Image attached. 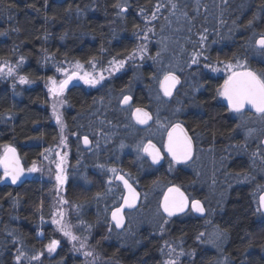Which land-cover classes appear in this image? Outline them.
Segmentation results:
<instances>
[{"label":"trees","instance_id":"1","mask_svg":"<svg viewBox=\"0 0 264 264\" xmlns=\"http://www.w3.org/2000/svg\"><path fill=\"white\" fill-rule=\"evenodd\" d=\"M261 5L264 0H0V62L20 64V76L32 84L0 78V145L15 147L25 169L41 164L60 138L45 89L54 66L76 61L90 68L95 58L104 71L109 61L125 60L121 72L97 88L64 94V197L75 208V234L87 237L101 264H164L170 248L178 264H264V216L256 211L264 191V123L255 112L232 113L216 92L228 72L204 67L222 69L218 61L238 58L264 72V57L250 46L264 33ZM141 45L143 59L139 52L128 59ZM194 52L201 53L198 64L191 63ZM166 73L180 81L171 98L159 89ZM124 94L132 97L126 108ZM137 107L152 115L151 124L134 123ZM176 123L193 139L192 161L175 165L163 154L162 163L152 165L139 147L150 141L163 153L166 131ZM85 136L93 144L88 151L81 145ZM110 169L141 194L122 231L109 219L123 194ZM174 185L202 202L204 218L162 215L161 198ZM53 192L52 182L34 176L19 185L0 180V264H18L21 253L19 264H83L50 222ZM217 232L223 235L213 243ZM52 240L60 243L49 255Z\"/></svg>","mask_w":264,"mask_h":264},{"label":"snow or ice","instance_id":"2","mask_svg":"<svg viewBox=\"0 0 264 264\" xmlns=\"http://www.w3.org/2000/svg\"><path fill=\"white\" fill-rule=\"evenodd\" d=\"M226 2V0H225ZM115 7L119 8L121 11H127V9L122 5L117 3ZM172 8L175 9L176 5L173 4ZM261 9L264 10V5H261ZM159 10V6H157V11ZM143 12V9H141ZM173 14H175L173 12ZM152 19H156L155 13L152 14ZM255 17H253V20ZM253 20L248 21L247 27H251L253 24ZM223 22V21H222ZM18 30V29H17ZM151 31V29H149ZM4 33H0L3 35ZM147 39V36L144 37ZM206 40L205 36L200 37L201 43ZM250 46L255 51L256 55L264 57V33L260 34L258 39L250 42ZM146 50V45H141L138 49L134 50L132 54L128 57V59H132L135 57L137 52L141 54V59H143V53ZM201 55L199 52H194L191 58L192 64H198L199 59L198 57ZM95 58H93L94 61ZM205 60L209 58L207 56L204 57ZM24 58H20V62L23 63ZM93 61H89V63L95 64ZM125 60L121 59L119 61L113 59L109 61L110 65H116V70L123 67ZM218 63H224L225 69H227L228 74L224 78L223 84L216 90L217 95L223 97L227 101L228 108L237 114H243L245 109H251L256 114H258L259 119L262 123H264V72H258L253 70L247 65V61L245 60L243 63L240 59L235 58L234 60L223 62L218 61ZM77 68H82V65L79 62L76 63ZM205 68H210L213 72H219L221 69L215 67L211 63H205ZM57 72H63L65 79L60 80L57 83L56 79L49 77L48 81V92L54 99L52 108H53V116L56 119V123L60 126L61 132V142L63 143V130H64V123L61 114L57 111V105H63L66 103L65 100L59 99L60 97L64 96L65 89L67 88L68 84L74 80L79 79L83 80V82L91 87H95L101 81L105 79L104 75L101 73L100 75L96 76L90 74L88 72H84L82 75L78 74L77 72L68 73L64 69L57 67ZM4 73V67H0V74ZM8 75L13 74V69L8 66ZM19 82L21 84H26L29 81L26 77L21 76L19 77ZM160 89L162 90L164 96L171 97L173 94V90L176 85L179 83V79L172 73H166L163 79L159 82ZM132 97L128 94H124L122 98V103L127 105L131 101ZM179 110V109H178ZM132 116L135 119L137 124L145 125L148 123L149 120L152 119L151 115L144 111L143 109L137 107L132 112ZM252 129H249L247 135L252 134ZM84 143L87 145L89 143L88 137H84ZM123 147V145H122ZM0 148L3 149L0 152V169L3 170L2 176H0V180H10L12 184H16L20 178L24 175L25 169L21 165L19 155L17 154V150L15 147L4 144L0 145ZM140 151H143L146 155L151 157L152 162L159 163L160 160L164 159L163 155L161 154V149L157 148L155 144L149 143L142 147H139ZM164 151L167 152L168 156L171 158V162L180 164V163H187L193 157V139L188 134V131L180 124L176 123L171 126L170 130L167 132V141L164 145ZM59 155V154H57ZM63 159V158H62ZM171 167V163H170ZM29 172L37 171L35 164L32 168L28 169ZM112 172H116V169H110ZM57 184H63L65 177L63 175V170L60 164H57V174L55 177ZM117 179L121 180L124 184V187L128 191V195L123 197L124 203L121 206H118L112 213L111 219L115 224L116 228L123 227L124 223V216H123V209L127 208H134L136 206V200L138 198V193H136L135 189L129 184L128 180L124 178L123 175H118ZM63 203H67L66 200L62 201ZM160 207L163 210V213L166 214L167 217L171 218L179 213L186 212L189 208L192 212L199 213L203 215L205 213V207L202 202L198 199H189L188 196L185 195L183 191L179 187H169L167 192L163 195V200L160 204ZM257 212H264V195L259 196L258 206L256 209ZM60 219H54L53 223L58 226V230L62 233L63 236L68 238L70 242H74L80 240V247L79 250H83L86 248V240L87 237H84L81 240L80 237L75 235L72 231V225L69 223L64 222L63 220V212L59 213ZM163 223H168L167 220H163ZM111 230V229H109ZM161 232H163V227H161ZM200 236H203L204 233H200ZM223 235L222 232L213 233V243L215 240H219ZM199 239V237H198ZM58 240H52L48 246L47 250L49 253L55 251L56 247L59 245ZM175 248L169 249V257H171L172 253L175 252ZM163 252V249H161ZM20 255H23L21 253ZM20 255L16 257L17 262L19 264ZM83 255L85 257H90L93 255L90 251H84ZM179 255H184V252L181 251ZM38 256H33L32 259H38ZM164 264H178V261L175 259H168L164 262Z\"/></svg>","mask_w":264,"mask_h":264},{"label":"rangeland","instance_id":"3","mask_svg":"<svg viewBox=\"0 0 264 264\" xmlns=\"http://www.w3.org/2000/svg\"><path fill=\"white\" fill-rule=\"evenodd\" d=\"M76 63H77L76 61L75 62H62L60 64L55 65L54 69H53L54 70L53 76L51 78L56 79L57 83H59L60 80L65 79V76H64L63 72H57L56 71L57 67H60V68L64 69L69 74L72 73V72H77L78 74L82 75L84 72H88L90 74L98 76V75H100L102 73L104 75L105 79L103 81H101L99 84H97L95 87H91V86L85 84L83 82V80L77 79V81L75 82L74 85L83 87V88L88 90V89L97 88L98 86H100L110 76H113V75H116V74L120 73L121 70L125 66V63H124L123 67L119 68V70H116V65H110L106 70L102 71V70H97L96 67H93V64L90 65V68H85V66L83 64L79 63L80 65H82V68H77L76 67ZM8 66H10L13 69V74L12 75H8L7 74L8 73ZM20 66H21L20 64H15L14 65V64H10L8 62H2V63L0 62V67H4V73L0 74V78H2L4 80H12L14 82V84H17L19 86L30 87L32 84L29 83V82L26 83V84H21L19 82V77H21L20 74H19ZM226 72H228V71H227V69H225V66H223V68L221 69V74L222 73L225 74ZM48 81H49V79L45 82V89H46L47 93L49 94L48 86H47L48 85ZM49 96H50V102H51L50 106H51L52 120H53V123L56 125V127L59 130L60 138H59L57 144L52 149L47 150L44 153L43 158H42V163L39 164L38 166H35L37 168L38 172L37 173L35 172L34 177L35 178H41L43 180L50 181V182L53 183L54 192H53V198H52V214H51L50 222H51L52 226L54 227V230H56V232L59 234L60 239L69 243L70 241L68 240V238L63 236L62 233L58 230V226L53 223L54 219H57V220L60 219L59 213L63 212V214H64L63 215L64 222L71 224L70 217H71L72 213L75 211V208L72 207L68 202L67 203H63L62 202V201L65 200L64 190H63V187L65 185V180H64L63 184H59L58 185L57 181L55 179L56 174H57V164L61 165V168L63 170V175L66 178L67 165H68V161H69V148H68L69 134L66 132V125H65L64 117H63V110H64V107H65V103L63 105H59V104L57 105V111H58L59 114H61L62 119H63V123H64V130H63V140H64V142L62 143L61 142L60 126L56 123V119L53 116L52 105H53L54 99H56V98H53L50 94H49ZM59 99H63L64 100V96L60 97ZM72 137H75V136H72ZM2 151H3V149L1 148L0 152H2ZM142 153H143V151H142ZM57 154H59V155H57ZM32 167L33 166L29 167L28 169H30ZM28 169H26L27 172H29ZM114 175H116V172L114 173ZM72 231L75 234L74 227H72ZM212 232H207L205 236H207L208 239H209ZM77 236L79 237V235H77ZM83 239L81 238V240H83ZM70 244L72 246H74V248H75L74 251L82 256L83 264H101L100 257H98V255H96L92 251V249L89 248V246L87 244V240H86V245H87L86 248L83 249V250H79V251L77 249H79V247H80V240H77V241H74V242H70ZM84 251H90V252L93 253V255L90 256V257H85L83 255ZM54 252H52V253L48 252V254L51 255ZM168 253H169V250L167 251V254H166L167 255V260L170 259V258L176 260L178 258V256L175 254V252L172 253L171 257H169Z\"/></svg>","mask_w":264,"mask_h":264},{"label":"water","instance_id":"4","mask_svg":"<svg viewBox=\"0 0 264 264\" xmlns=\"http://www.w3.org/2000/svg\"><path fill=\"white\" fill-rule=\"evenodd\" d=\"M177 78H178V77H177ZM162 79H163V78H162ZM178 79H179V78H178ZM76 81H77V79L72 80V81L68 84L67 88L65 89V92H66L69 88H71L72 86H74V84H75ZM179 84H180V81H179V83L176 85V87L174 88V90H173V94H172L171 97H173V95H174V94L176 93V91L178 90V88H179ZM159 88H160V85H159ZM160 92H161V94H162L163 97H165V98H171V97H166V96H164V94H163V92H162L161 89H160ZM222 99H223V102H224L225 106L228 108L227 101H226L223 97H222ZM130 103H131V101H130L129 104H127V105L121 103V107H122V108H126V107H128V106L130 105ZM228 109H229V108H228ZM229 110H230V109H229ZM144 111H145V110H144ZM230 111H231V110H230ZM245 111L254 112V111L251 110V109H245ZM231 112H232V111H231ZM232 113H234V112H232ZM235 114H236V113H235ZM132 118H133V116H132ZM133 121H134V123H135L136 125H138L139 127H146V126H148V125L152 122V119L149 120L148 123L145 124V125L137 124L134 118H133ZM88 140H89V143H88L87 145H85V143H84V137L81 139V145H82V148H83L85 151L91 149V141H90L89 138H88ZM166 141H167V136H166V139H165V143H166ZM165 143H164V145H165ZM147 144H148V143H147ZM147 144H146V145H147ZM261 145H262V147L264 148V139L261 141ZM16 150H17V149H16ZM193 153H194V151H193ZM17 154H18V151H17ZM161 154H162V152H161ZM163 154H164L169 160H171V158L168 156L167 152L164 151V147H163ZM163 154H162V155H163ZM18 155H19V154H18ZM144 155H145L146 158L149 160V162H150L152 165H154V166H158V165H160V164L162 163V161H163V159H162V160H160L159 163H155V164H154V163L152 162L151 157H149V156L146 155L145 153H144ZM19 158H20V157H19ZM189 161H190V160H189ZM189 161H188V162H189ZM20 162H21V165L23 166L21 159H20ZM173 163H174V162H173ZM175 164H176V165H181V164H185V163H180V164L175 163ZM24 169H25V168H24ZM0 171L3 172L2 169H0ZM33 174H34V172H30V173H29V172H27V171L25 170L24 175L20 178V180H19L16 184H12L10 180H4V182H5L6 184H9V185H19V184L23 183L24 181L30 179V178L33 176ZM118 175H121V174H117V175H116V177H115V182L121 186V188H122V190H123V197H125V196L128 195V191H127V189L124 187L123 182H122L121 180L117 179V176H118ZM123 176H124V175H123ZM124 178L127 179L125 176H124ZM127 180H128V179H127ZM128 182H129V184L135 189L136 193H138V198H137V200H136V206H135L134 208H127V207H125V208L123 209V216H124L123 227H121V228H116L114 222H113L112 219H111V214H110V222H111L112 226L116 229V231H122V230L124 229V227H125V225H126V216H125V214H126V213H131V212L135 211V210L138 208V206H139V204H140V202H141V194H140V192L137 190V188H136V187H135V186H134L129 180H128ZM174 186H175V185H174ZM171 187H172V186H171ZM175 187H178V186H175ZM179 188H180V187H179ZM167 189H168V188H167ZM167 189H166L165 192H167ZM180 189H181V188H180ZM181 191H183V190L181 189ZM165 192H164V193H165ZM183 192H184V191H183ZM184 193H185V192H184ZM163 195H164V194H163ZM185 195H186V193H185ZM260 195H264V191H263ZM260 195H259V196H260ZM186 196H187V195H186ZM259 196H258V200H259ZM123 197H122V200H121V203H120L119 206L123 205V203H124ZM162 200H163V196H162V198H161L160 204H161ZM115 209H116V208H115ZM115 209H114V210H115ZM114 210H113V211H114ZM113 211H112V212H113ZM160 211H161L162 215H163L165 218H167V219H172V218L180 217V216H182V215L188 213L189 211L192 213L193 216H195V217H197V218H204V217L206 216V211H205V213H204L203 215H201V214H199V213L192 212L190 208H189L186 212H184V213H179V214H177V215H175V216H173V217H171V218L167 217L166 214L163 213V210H162L161 207H160ZM112 212H111V213H112ZM260 213L264 216V212H260Z\"/></svg>","mask_w":264,"mask_h":264},{"label":"flooded vegetation","instance_id":"5","mask_svg":"<svg viewBox=\"0 0 264 264\" xmlns=\"http://www.w3.org/2000/svg\"><path fill=\"white\" fill-rule=\"evenodd\" d=\"M74 87H80V86H76V85H74V86H72L71 88H69L65 93H68L69 92V90H71L72 88H74ZM135 110V109H134ZM133 110V111H134ZM132 111V112H133ZM150 114V113H149ZM151 115V114H150ZM151 117H152V115H151ZM170 130V128L166 131V134H165V138H164V143H165V139H166V136H167V132ZM147 144V143H146ZM93 146V144L91 143V147ZM163 147H164V144H163ZM88 151V150H87ZM193 151H194V146H193ZM193 157H194V153H193ZM193 157H192V159H193ZM192 159L189 161V162H187V163H185V164H181L180 166H186V165H188L191 161H192ZM176 165V164H175ZM35 172L36 171H34V174H35ZM118 173H116V175H117ZM116 175L114 176V178L116 177ZM123 191V190H122ZM122 197H123V194H122ZM121 200H122V198H121ZM121 203V202H120ZM120 205V204H119ZM118 205V206H119ZM117 206V207H118ZM190 212V211H189ZM191 213V212H190ZM127 214V213H126ZM126 214H125V216H126ZM110 219V218H109ZM110 224H111V222H110ZM112 225V224H111Z\"/></svg>","mask_w":264,"mask_h":264}]
</instances>
